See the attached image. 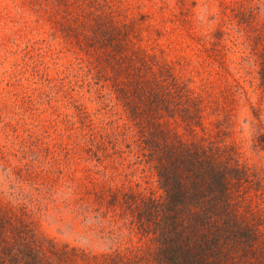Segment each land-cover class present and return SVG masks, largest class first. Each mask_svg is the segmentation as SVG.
Masks as SVG:
<instances>
[{
  "label": "rangeland",
  "instance_id": "obj_1",
  "mask_svg": "<svg viewBox=\"0 0 264 264\" xmlns=\"http://www.w3.org/2000/svg\"><path fill=\"white\" fill-rule=\"evenodd\" d=\"M121 22L112 53L93 31ZM131 50L201 96L195 131L244 170L233 189L264 230V0H0V204L63 249L153 250L112 204L120 187L162 194L113 86Z\"/></svg>",
  "mask_w": 264,
  "mask_h": 264
},
{
  "label": "trees",
  "instance_id": "obj_2",
  "mask_svg": "<svg viewBox=\"0 0 264 264\" xmlns=\"http://www.w3.org/2000/svg\"><path fill=\"white\" fill-rule=\"evenodd\" d=\"M99 25L94 36L110 43L112 53L119 52L124 23ZM139 54L131 50L120 58L125 75L114 78L113 86L138 125V145L162 194L156 198L120 187L112 190L121 193L112 195V204L132 217L142 236L149 235L153 250L99 255L63 249L68 246L37 229L27 206L18 213L0 204V264H264L263 223L253 220L233 189L244 170L227 147L207 142L195 131L201 96L184 86L180 90L167 63ZM260 79L264 85V63ZM170 118L180 121L182 134L169 128Z\"/></svg>",
  "mask_w": 264,
  "mask_h": 264
}]
</instances>
